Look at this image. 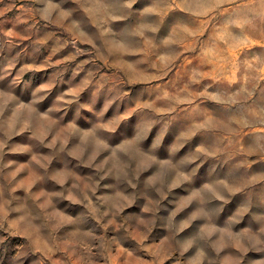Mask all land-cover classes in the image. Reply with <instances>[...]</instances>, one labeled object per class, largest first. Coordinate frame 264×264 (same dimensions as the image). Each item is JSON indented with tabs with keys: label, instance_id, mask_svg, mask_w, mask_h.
Instances as JSON below:
<instances>
[{
	"label": "rangeland",
	"instance_id": "rangeland-1",
	"mask_svg": "<svg viewBox=\"0 0 264 264\" xmlns=\"http://www.w3.org/2000/svg\"><path fill=\"white\" fill-rule=\"evenodd\" d=\"M0 264H264V0H0Z\"/></svg>",
	"mask_w": 264,
	"mask_h": 264
}]
</instances>
